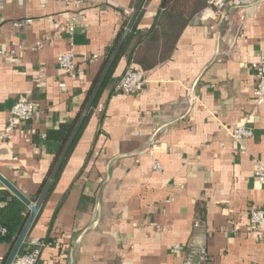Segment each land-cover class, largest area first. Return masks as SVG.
Wrapping results in <instances>:
<instances>
[{"label": "crops", "instance_id": "crops-1", "mask_svg": "<svg viewBox=\"0 0 264 264\" xmlns=\"http://www.w3.org/2000/svg\"><path fill=\"white\" fill-rule=\"evenodd\" d=\"M137 1L0 0V51L17 52L0 55V130L23 98L41 112L0 140V174L33 202L62 146L49 133L76 125L72 138L119 34L129 32ZM147 1L139 33L151 29L162 2ZM137 43L135 37L104 87L105 79L20 254L42 241L40 264H183L186 250L198 245L207 248L208 264H264V243L250 222L253 209L264 210V186L255 175L256 160L264 161V104L257 108L254 97L264 0L207 7L169 59H152L144 69L135 61L148 54L135 51ZM71 49L76 67L68 73L57 58ZM130 67L144 72L146 86L138 94L116 93ZM241 126L253 136L237 142L232 131ZM5 190L0 182V208ZM10 252L0 243V264Z\"/></svg>", "mask_w": 264, "mask_h": 264}, {"label": "trees", "instance_id": "trees-1", "mask_svg": "<svg viewBox=\"0 0 264 264\" xmlns=\"http://www.w3.org/2000/svg\"><path fill=\"white\" fill-rule=\"evenodd\" d=\"M211 1L212 0H162L155 21L151 29L146 33H139V31L137 30L139 21L144 12V8L135 20L132 21V17H129V19H127L125 27L128 28L129 24L131 23V29L128 32L126 42L121 49V52L118 56L117 61L115 62V65L107 75L104 87L106 83L112 78L118 61L121 59L122 56L125 55L128 45L135 37H138V43L136 45L135 51H139L142 49L145 54H148L149 56V58L148 56L144 58L143 56L138 57L135 61L136 64H138L144 69V67H146L148 63H152V59H154L155 61H165L169 59V57H171V54L175 48V44L182 32L186 29L188 25L191 24L192 20L197 15L202 13L207 7L210 6ZM227 1L230 2L232 0ZM140 2L141 0H138L136 3H133L131 8L136 11ZM124 33L125 29L122 30L119 34L111 54H113V52L116 50ZM108 61L109 59H107V61L105 62L102 73L104 72L108 64ZM129 62H132V57H130ZM99 81L100 77H98V79L96 80V83L94 84L90 95H92ZM99 97L100 96H98L93 107H96V105L98 104ZM78 119L76 124L78 123ZM86 123L87 119L83 124L82 129L79 132L77 138L72 143L68 155L55 180H57L60 174L62 173L70 154L75 148V145L79 137L81 136L83 129L85 128ZM75 126L76 125H72L71 127L68 126L69 129L64 127L58 132L49 133L48 139L60 141L62 143V146L54 159L51 172L48 178L43 183L40 193L44 190L50 177L52 176L54 169L66 147V144L68 143V140L70 139L72 132L74 131ZM1 201L3 203V206L0 208V243L8 244L10 246V250H12L26 225V222L29 217V211L26 210L23 202H21L9 190L1 192Z\"/></svg>", "mask_w": 264, "mask_h": 264}, {"label": "built area", "instance_id": "built-area-1", "mask_svg": "<svg viewBox=\"0 0 264 264\" xmlns=\"http://www.w3.org/2000/svg\"><path fill=\"white\" fill-rule=\"evenodd\" d=\"M68 5H83V0H65ZM254 0H232L228 2L227 0H212L210 2V7H215L218 10H222L225 5L231 3L235 6L250 5ZM23 23H18L17 26H22ZM76 30V25L73 22L69 26V33L74 34ZM40 47L41 44H38ZM0 55L4 57L14 58L17 55L16 51L7 52L6 50H1ZM57 63L59 67L65 72H73L76 67V57L74 50L60 55L57 58ZM46 67L43 66L39 70L38 79L40 81L44 80L46 77ZM258 71V83L254 91L256 107L259 108L264 104V52L260 56L259 63L257 65ZM147 78L143 71L134 69L132 67L128 68L121 78L115 85V92L132 95L138 94L143 91L146 86ZM41 114L37 104L31 98H23L17 102L11 110L8 125L0 130V140L5 141L8 139L10 134L18 127V125L23 121H30L35 119ZM253 133L248 128L241 126L237 127L232 131V137L235 141H240L244 138L252 137ZM153 170L157 173L162 172L163 167L161 162L155 160L153 162ZM255 175L258 182L264 186V161L256 160ZM250 222L253 226L254 232L257 234L260 241L264 243V210L263 209H253L250 213ZM198 227L199 224H195ZM35 245L37 248L28 251L24 254H20L14 260L12 264H40L41 258V248L44 246L42 241H36ZM175 250H181L180 245L174 247ZM210 261V254L207 248L203 246L193 245L188 250H186L184 255L183 264H208Z\"/></svg>", "mask_w": 264, "mask_h": 264}, {"label": "water", "instance_id": "water-1", "mask_svg": "<svg viewBox=\"0 0 264 264\" xmlns=\"http://www.w3.org/2000/svg\"><path fill=\"white\" fill-rule=\"evenodd\" d=\"M147 0H141L137 10L134 12L133 16H132V21L135 20L138 15L141 13L142 9L145 7V4H146ZM232 11L229 12V14L227 15V18L226 20L229 18L230 14H231ZM128 31H130L131 29V23L129 24L128 26ZM128 35V32H126V34L123 36L122 38V41L117 49V51L115 52L107 70H106V73L104 74V76L102 77L98 87L96 88L94 94L92 95V98L89 102V105L87 106L86 108V112L83 114L82 116V119H81V122L79 124V126L77 127L75 133L73 134L72 138L70 139L69 141V144L67 145L66 149L64 150L52 176L50 177V180L48 181L47 185L45 186L42 194L39 196V198L37 199L36 202H33L32 200H30L29 198H27L20 190H18L10 181H8L2 174H0V182L9 190L11 191L21 202H23L27 207H28V210H29V217H28V220L26 222V225L21 233V235L19 236L16 244L14 245V247L12 248L11 252L9 253L6 261L4 262V264H12L14 262V260L17 258V256L20 254L21 252V249L29 235V232L32 228V225L43 205V203L45 202L46 198H47V195L53 185V182L55 180V177L57 175V173L59 172L60 168L62 167V164L67 156V153H68V150H69V147L70 145L72 144L73 140L75 139L78 131L80 130L81 128V125L84 121V119L86 118L87 114L89 113V111L91 110V108L93 107L97 97H98V94H99V91L100 89L102 88L103 84H104V81L106 79V75L107 73L109 72V70L111 69V67L113 66V63L115 62L116 58L118 57V54L120 52V49L124 43V41L126 40V37Z\"/></svg>", "mask_w": 264, "mask_h": 264}]
</instances>
